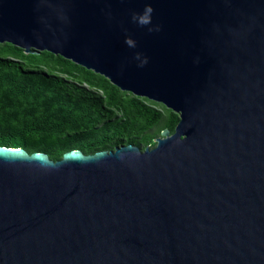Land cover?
<instances>
[{
    "label": "water",
    "instance_id": "1",
    "mask_svg": "<svg viewBox=\"0 0 264 264\" xmlns=\"http://www.w3.org/2000/svg\"><path fill=\"white\" fill-rule=\"evenodd\" d=\"M0 43L180 118L145 150L0 146V264H264V0H0Z\"/></svg>",
    "mask_w": 264,
    "mask_h": 264
},
{
    "label": "trees",
    "instance_id": "2",
    "mask_svg": "<svg viewBox=\"0 0 264 264\" xmlns=\"http://www.w3.org/2000/svg\"><path fill=\"white\" fill-rule=\"evenodd\" d=\"M179 120L60 55L0 43V146L55 161L71 150L94 154L128 144L145 150L163 130L174 133Z\"/></svg>",
    "mask_w": 264,
    "mask_h": 264
}]
</instances>
